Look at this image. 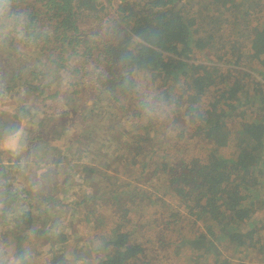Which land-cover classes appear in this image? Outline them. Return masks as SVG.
<instances>
[{
	"label": "trees",
	"instance_id": "obj_1",
	"mask_svg": "<svg viewBox=\"0 0 264 264\" xmlns=\"http://www.w3.org/2000/svg\"><path fill=\"white\" fill-rule=\"evenodd\" d=\"M13 7L26 13L25 37L40 48L29 62L26 52L2 45L0 99L18 107L0 108V137L33 117L54 74L65 70L76 81L69 96L84 92L93 103L66 150L42 137L35 147L53 165L46 175L54 184L64 168L61 185L72 188L73 167L90 193L78 202L65 190L59 197L53 182L15 192L0 163L6 204L38 200L41 214L57 217L73 203L83 209L99 246L76 244L67 253L85 264H264V0H14ZM144 92L174 105L170 117L145 118L137 103ZM8 116L16 120L7 124ZM198 142L204 153L191 156ZM169 192L184 214L166 204ZM96 207L111 210L106 232ZM17 218L6 246L22 252V242L42 236L55 251L33 264H68L66 236L49 237L29 210ZM143 227L155 230L154 244Z\"/></svg>",
	"mask_w": 264,
	"mask_h": 264
},
{
	"label": "rangeland",
	"instance_id": "obj_2",
	"mask_svg": "<svg viewBox=\"0 0 264 264\" xmlns=\"http://www.w3.org/2000/svg\"><path fill=\"white\" fill-rule=\"evenodd\" d=\"M12 44V47H17L20 51L26 52L25 60L31 61V59H35L39 56V48L40 44L33 42L31 39L24 38V40H16L15 38L8 39L4 43V49L8 48L9 44ZM14 45V46H13ZM3 53L2 45H0V57ZM43 59L41 58L40 61ZM2 63V61H0ZM254 65H256L258 68H261L263 64H261V61H255ZM3 68V67H1ZM53 73L54 69L49 68L48 73ZM59 72V71H58ZM54 77H57L53 79V81L50 83L47 94H44L42 98H39L38 104H35L37 109L34 111L33 117L27 116L28 125L25 129L26 131V149L21 154V156L13 157L8 151L6 150H0V162L2 165H4L7 169V171H10L11 174H7V179L2 180L3 182L9 183L11 190L14 189V191L18 192L20 187L29 185L28 178L26 176H23L22 173H19L13 169H11L12 163H8V159L10 157L21 159L27 158L30 156H36L37 162H42L41 157L42 153L38 151V149L35 147V142H38L36 138L42 137L44 141H46L48 144L53 146H59L60 149L66 150L67 145L70 143L69 139L72 135H77L81 133L82 127L80 126L79 122L81 120V114L83 112V109H87V107L91 106V103H93V99L90 95H85L86 93H82L80 96L79 94L75 95V99L73 96H71L74 99V104H71V97L69 94L72 95V93L75 91V84L76 81L70 77L65 70L60 71L58 74H54ZM49 79V78H48ZM146 82H154L151 77H146ZM152 84V83H150ZM78 91V90H77ZM55 93H57L55 95ZM155 93V92H154ZM53 95V96H52ZM79 95V96H78ZM51 96V97H50ZM14 101L15 103H13ZM10 101L9 98L6 99H0V108H8L11 107L10 104H14L12 107L13 111H16V106L18 107L16 100ZM34 103V101L30 102ZM83 103V104H82ZM73 108V109H72ZM33 110V109H32ZM95 115V114H94ZM16 120V118L12 116L6 117V123L10 124L11 121ZM19 121V118H18ZM42 122L43 127H37V125ZM89 121L92 122L91 118ZM64 122H66V125H62ZM59 125L67 126L69 127L70 134L68 135V130L62 129V127H59ZM96 136V135H95ZM67 140V141H66ZM40 142V139H39ZM197 145L191 146L192 149H190V155L200 157L203 155V147L204 145H201L199 142L195 143ZM35 150V151H34ZM74 148L72 149V152L75 156ZM70 154L72 153L69 151ZM73 162V161H72ZM43 163V162H42ZM79 164V163H78ZM43 165L47 168H51L53 165H48V163H43ZM70 170V179L72 180V188L70 187H64L61 185V182L63 181L64 177H68V171L64 172L65 169L61 168L60 173L63 174L59 175V179L55 181V184L53 182L54 178H51L50 176H47L45 173L44 179L46 184L50 185L52 182V185H56L57 187V196L61 197L62 193L67 192V199L74 198V201H79L81 199L82 194H88L90 193V187L87 186L86 183L78 176L77 174L72 175L73 172H76L77 169ZM36 176V172L33 171L31 173V178L34 180ZM69 179V180H70ZM70 180V181H71ZM9 189H7V192ZM169 192L167 195H165L163 198L166 201V204L170 206L172 211L177 210V207L179 208V212L181 214L185 213V209L183 205H179L176 198L173 196H170ZM6 198L3 199L2 207H0V242L6 244L11 243L12 238L9 234V229L13 230V228L20 225L19 222V215L23 213V211L29 210L31 212V218H34L35 220H38V225L40 228L47 229L49 237L58 238V235H63L67 237L66 240V246L63 249V252L66 256L64 259L67 260L68 264H85L82 260H75V256L73 255V251L67 253V250L72 249L75 247V245L80 246H86L90 247L91 249H96L98 243L92 242L95 239V233L98 231H93L91 229V216H86L83 212V209H74V203L68 206V208L60 209L61 216H53L55 213H52V211L44 212L41 214L37 210L36 202L38 200H35L33 204H31L32 207H29V204L25 201H22L21 199L18 200L16 203L6 204ZM71 200H67L68 204ZM76 203V202H75ZM71 206V207H70ZM154 209L158 208L157 205L153 206ZM92 209L93 213L95 212L96 215L99 213L105 217L107 220V224L104 225L99 229V231L106 232L107 229H109L111 225V219H110V212L107 207L106 208H98ZM160 210V209H159ZM158 210V211H159ZM53 211H56L55 209ZM65 211V212H63ZM157 211V212H158ZM22 212V213H21ZM21 213V214H20ZM146 213V212H145ZM163 217L166 215L164 209L161 210L160 213ZM165 214V215H164ZM134 215V214H131ZM136 216V215H135ZM132 218L134 216H131ZM189 219V217H186V219ZM46 220L45 226L42 225V222ZM149 236L148 238L151 239V242L154 244V241H156V232L155 230L150 231L148 227L142 228V235L146 237L145 235ZM32 237V235H31ZM30 238V237H29ZM41 238L32 237L30 238V242H22L21 246H27L26 248L30 249L31 254H34L32 259L34 261H40L44 262L46 261L50 256L53 255V245H50L46 240H42ZM146 240V239H145ZM27 241V240H26ZM13 246V244H12ZM151 246V243L149 244V247ZM13 251H16L14 246L9 247ZM51 249V250H50ZM161 250V249H160ZM155 249L154 251L158 253H164L163 251H160ZM185 252V251H184ZM39 254V255H38ZM37 256V257H36ZM198 259H193V264H197ZM259 263V262H258Z\"/></svg>",
	"mask_w": 264,
	"mask_h": 264
},
{
	"label": "clouds",
	"instance_id": "obj_3",
	"mask_svg": "<svg viewBox=\"0 0 264 264\" xmlns=\"http://www.w3.org/2000/svg\"><path fill=\"white\" fill-rule=\"evenodd\" d=\"M14 0H0V45H3L8 39L24 40L28 26L27 15L23 11L14 9ZM3 89L0 88V97H3ZM140 110L145 118H156L164 121L169 118L174 105L169 104L162 96H157L153 92H144L137 100ZM197 119H202V113H197ZM27 118H23L17 127L6 131L0 137V150L8 151L13 157L21 156L26 149V127ZM15 171L22 173L28 178L32 191L40 189L42 183H45L44 176L48 168L42 162H37L36 156L21 158L19 161L13 160ZM35 171L36 176L33 180L31 173ZM2 182V181H0ZM4 197L0 195V207H2ZM0 264H33L30 249L22 252L13 251L11 248L0 242Z\"/></svg>",
	"mask_w": 264,
	"mask_h": 264
}]
</instances>
